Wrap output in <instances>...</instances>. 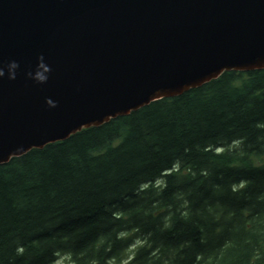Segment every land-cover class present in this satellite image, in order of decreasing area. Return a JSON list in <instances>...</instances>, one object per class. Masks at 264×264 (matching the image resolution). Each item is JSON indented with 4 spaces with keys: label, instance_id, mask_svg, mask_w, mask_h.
Instances as JSON below:
<instances>
[{
    "label": "trees",
    "instance_id": "1",
    "mask_svg": "<svg viewBox=\"0 0 264 264\" xmlns=\"http://www.w3.org/2000/svg\"><path fill=\"white\" fill-rule=\"evenodd\" d=\"M61 255L264 264V70L225 73L1 165L0 264Z\"/></svg>",
    "mask_w": 264,
    "mask_h": 264
},
{
    "label": "water",
    "instance_id": "2",
    "mask_svg": "<svg viewBox=\"0 0 264 264\" xmlns=\"http://www.w3.org/2000/svg\"><path fill=\"white\" fill-rule=\"evenodd\" d=\"M264 70V0H0V166Z\"/></svg>",
    "mask_w": 264,
    "mask_h": 264
},
{
    "label": "rangeland",
    "instance_id": "3",
    "mask_svg": "<svg viewBox=\"0 0 264 264\" xmlns=\"http://www.w3.org/2000/svg\"><path fill=\"white\" fill-rule=\"evenodd\" d=\"M58 264H67L65 260H61L58 262Z\"/></svg>",
    "mask_w": 264,
    "mask_h": 264
},
{
    "label": "bare ground",
    "instance_id": "4",
    "mask_svg": "<svg viewBox=\"0 0 264 264\" xmlns=\"http://www.w3.org/2000/svg\"><path fill=\"white\" fill-rule=\"evenodd\" d=\"M166 194V193H165ZM253 207V206H252Z\"/></svg>",
    "mask_w": 264,
    "mask_h": 264
}]
</instances>
